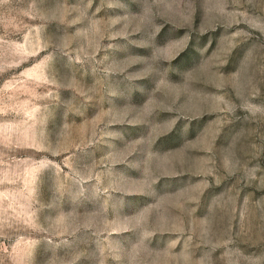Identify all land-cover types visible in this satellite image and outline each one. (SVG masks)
Instances as JSON below:
<instances>
[{
    "label": "rangeland",
    "instance_id": "obj_1",
    "mask_svg": "<svg viewBox=\"0 0 264 264\" xmlns=\"http://www.w3.org/2000/svg\"><path fill=\"white\" fill-rule=\"evenodd\" d=\"M0 264H264V0H0Z\"/></svg>",
    "mask_w": 264,
    "mask_h": 264
}]
</instances>
